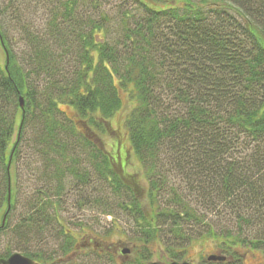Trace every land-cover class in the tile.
I'll list each match as a JSON object with an SVG mask.
<instances>
[{
  "label": "trees",
  "instance_id": "16d2710c",
  "mask_svg": "<svg viewBox=\"0 0 264 264\" xmlns=\"http://www.w3.org/2000/svg\"><path fill=\"white\" fill-rule=\"evenodd\" d=\"M27 1L0 0V48L7 55L6 63H0V232L16 203L17 163L28 121L36 116L43 153H60L61 160L68 161L67 137L75 138L93 155L97 177L125 199L119 207L133 217L142 234L137 264H145L149 244L164 227L186 239L188 247L210 238L227 258L201 264H245L247 253H260L264 264V0H178L166 5L135 0V14L122 11V39L115 43L104 25L91 27L90 19L80 20L77 0L56 5L52 0L49 32L55 30L58 39L63 38L65 51H77V67L63 81L52 78L58 63L37 47L49 76L45 92L32 84L33 72L18 63L4 31L8 23L24 22ZM30 37L34 47L41 42L38 35ZM123 95L133 104L126 127L149 183L148 214L115 159L96 148L88 135L100 138L107 132L106 125L122 109ZM62 106L72 117L59 118L65 113ZM168 165L182 189L170 182ZM65 172L88 181L71 165ZM166 186L167 205L162 208ZM43 195L31 204L19 230L25 224L47 227L54 221L51 210L57 211L61 202ZM201 207L220 221L217 229L206 223ZM195 223L208 227L197 239L184 229ZM64 239L63 253L78 249L72 235ZM167 249L173 256L181 251L170 245ZM14 253L9 250L0 259Z\"/></svg>",
  "mask_w": 264,
  "mask_h": 264
},
{
  "label": "rangeland",
  "instance_id": "374dc122",
  "mask_svg": "<svg viewBox=\"0 0 264 264\" xmlns=\"http://www.w3.org/2000/svg\"><path fill=\"white\" fill-rule=\"evenodd\" d=\"M59 1L53 0V3L56 5ZM172 1L178 0H155L160 5ZM76 4L80 20L88 23L90 19L91 27L93 24L96 27L98 25L107 27L108 39L112 43L122 39L121 25L125 21L122 11L127 10L134 12L133 14L137 12L135 0H77ZM51 5L54 7L52 0H28L23 9L24 22H19V25L11 22L4 28L10 50L18 63L33 72L32 84L38 86L42 92L48 88L49 76L43 68L45 57L36 52L37 47L40 46L42 51H46L50 62L58 63L54 68L56 75H51L52 78L63 81L77 67V51L75 49L65 51L63 38L58 39L55 30L53 33L49 32L51 30L49 20L53 10ZM86 29L89 31L90 26H86ZM32 34L40 36L41 42L37 41L35 47L31 44V40L34 41L30 37ZM44 37L47 38V42H44ZM6 59L5 51L0 48L1 65L6 63ZM122 97V109L106 125L107 132L99 135L102 136L100 138L94 133L88 135L96 148L104 150L115 159L126 181L140 195L142 208L148 214L151 211L148 199L149 183L140 161L133 154L126 127V119L133 104L127 95ZM62 111L65 113L59 118L65 120L66 116L72 117L70 109L62 106ZM40 128H42L40 120L36 116L30 117L24 135L21 158L17 163L16 203L8 216L7 227L0 232V254L9 250L12 253L28 252L41 256L43 258L39 261L41 264H137L143 246L139 240L142 236L141 230L133 217L119 207L125 199L117 197L109 184L97 177L91 161L93 155L89 153L88 147L78 146L75 138L67 137L70 141L66 153L68 161L61 160L60 153L54 154L52 151L43 153L44 147L39 145L41 138L39 134L42 131ZM82 131L84 132V129ZM52 158L56 161L51 162ZM70 165L85 176L87 183L80 179L76 180L65 172V167ZM166 169L169 170L170 182L179 187L180 178H176L170 165ZM55 175L61 177L60 181ZM168 193L169 188L166 186L160 200L162 208L167 205ZM43 194L61 202V207L57 211L51 210L52 216L55 217L54 221L47 227L45 223L41 227L25 224L19 230L17 228L19 224L21 222L24 224L30 215L31 204L37 203ZM200 212L205 215L206 223L214 225L216 229L220 226V221L209 211H203L201 207ZM184 229L186 235L194 239L208 231L207 226L196 223L191 227L185 224ZM245 232L249 235L247 227ZM67 234L76 239L78 249L63 253L62 247ZM250 236L253 237L252 232ZM89 242H94V245H87ZM169 245L181 249L178 256H173L167 249ZM124 248L130 249L131 253L122 255L121 250ZM149 250L147 260L143 261L145 264L154 262L167 264L172 261L201 264L211 255L222 254L217 244L210 238L196 240L188 247L186 239L177 238L167 227L163 228L156 241L149 244ZM247 254L245 264H263V256L260 253Z\"/></svg>",
  "mask_w": 264,
  "mask_h": 264
},
{
  "label": "water",
  "instance_id": "95a60500",
  "mask_svg": "<svg viewBox=\"0 0 264 264\" xmlns=\"http://www.w3.org/2000/svg\"><path fill=\"white\" fill-rule=\"evenodd\" d=\"M20 104H21V108L24 109L25 103H24L23 97H20ZM10 203H11V200L9 198V209L11 208ZM5 221H6V216L4 217L2 227L5 226ZM130 253H131L130 249L124 248L122 250L123 255H129ZM226 259L227 258L222 254H215V255H211L208 257V261L210 262H224L226 261ZM0 264H39V263L35 262L32 258H29L21 253H14L7 259L5 258L0 259ZM151 264H161V263L154 262ZM168 264H195V263L186 261V262H181V263L171 262Z\"/></svg>",
  "mask_w": 264,
  "mask_h": 264
},
{
  "label": "flooded vegetation",
  "instance_id": "af4514ba",
  "mask_svg": "<svg viewBox=\"0 0 264 264\" xmlns=\"http://www.w3.org/2000/svg\"><path fill=\"white\" fill-rule=\"evenodd\" d=\"M85 245H86V243H85ZM87 245H94V242H89ZM2 259V258H1ZM37 263H39L38 261H36ZM39 264H41V263H39Z\"/></svg>",
  "mask_w": 264,
  "mask_h": 264
}]
</instances>
